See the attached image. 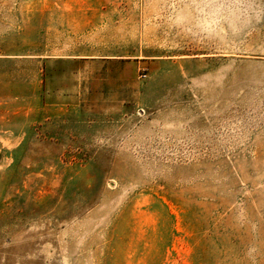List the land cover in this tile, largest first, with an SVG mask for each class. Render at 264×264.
I'll use <instances>...</instances> for the list:
<instances>
[{
    "label": "rangeland",
    "instance_id": "374dc122",
    "mask_svg": "<svg viewBox=\"0 0 264 264\" xmlns=\"http://www.w3.org/2000/svg\"><path fill=\"white\" fill-rule=\"evenodd\" d=\"M0 264H264V0H0Z\"/></svg>",
    "mask_w": 264,
    "mask_h": 264
}]
</instances>
